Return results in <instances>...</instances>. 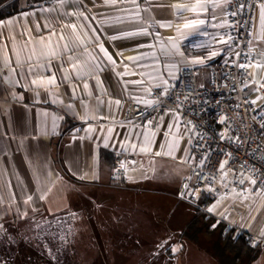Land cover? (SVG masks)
Instances as JSON below:
<instances>
[{
  "label": "crops",
  "instance_id": "1",
  "mask_svg": "<svg viewBox=\"0 0 264 264\" xmlns=\"http://www.w3.org/2000/svg\"><path fill=\"white\" fill-rule=\"evenodd\" d=\"M14 1L20 11L0 20V224L24 212L50 216L72 203L80 210L89 206L91 220L114 226L105 231L109 239L151 242L154 252L168 245L178 257L190 250L184 241L210 235L183 196L192 155L179 114L166 111L145 125L125 116L130 104H149L152 91L168 92L183 68H195L197 81L208 85L210 66L224 60L228 47L227 0L0 5ZM194 20L205 23L184 27ZM140 30L146 34L123 36ZM252 43L264 52L260 7ZM263 79L259 57L246 84L251 88H245L255 101ZM116 156L126 168L118 184L111 181ZM232 200L215 210L222 214ZM257 202L235 218L246 232L264 226V214L255 217Z\"/></svg>",
  "mask_w": 264,
  "mask_h": 264
},
{
  "label": "built area",
  "instance_id": "2",
  "mask_svg": "<svg viewBox=\"0 0 264 264\" xmlns=\"http://www.w3.org/2000/svg\"><path fill=\"white\" fill-rule=\"evenodd\" d=\"M260 3L261 0H227L228 47L224 60L210 66L208 85L197 81L195 68H183L168 92L152 91L149 104L132 103L125 116L131 124L145 125L166 111L179 114L189 132L192 155L183 196L195 207L204 196L227 199L231 192L249 199L264 196V79L256 90L255 104L245 89L251 80L252 66L259 57L264 58V52L252 43ZM232 12L237 14L233 16ZM241 63L249 67L242 69ZM221 163L225 164L223 170ZM125 177V163L116 156L111 181L118 184ZM253 179L255 185L251 183ZM234 207L231 214L238 215L241 209ZM217 221L225 222V219L217 218ZM229 229L244 234L250 246L264 245L261 235L264 226L246 232L226 222L225 230Z\"/></svg>",
  "mask_w": 264,
  "mask_h": 264
},
{
  "label": "trees",
  "instance_id": "3",
  "mask_svg": "<svg viewBox=\"0 0 264 264\" xmlns=\"http://www.w3.org/2000/svg\"><path fill=\"white\" fill-rule=\"evenodd\" d=\"M52 0H28L30 5L39 3H49ZM2 5V4H1ZM0 5V6H1ZM20 11L18 2L14 1L0 7V20L10 17ZM209 202H203L204 206H207ZM73 211L74 208H71ZM89 206L84 209V215L79 222L73 221V224L77 223L81 226V230L78 233H85V240L79 236L70 235L74 229L73 224H60L54 228H45L38 230L34 228V222L31 219L25 220H13L7 222L4 225L6 232H0V264H80L79 257L88 256V260L91 257V250L95 245H91L95 240V237L90 235H98L102 240L103 246H108L110 243V237L106 235L105 231L114 226H106L94 219L90 218ZM67 212V211H66ZM68 213V212H67ZM62 213V214H67ZM60 215V214H59ZM58 216V215H57ZM63 216V215H62ZM206 221L207 228L211 234H215L218 242L222 243V248L219 250L220 256L223 258V263L231 264L233 262L238 263L245 255H256L260 248V244L256 246H250L244 234L238 235L235 230H225L223 225L215 222L214 224H208L210 219H206L203 214H198ZM49 216H45L47 219ZM67 225L71 226L70 231L67 229ZM2 228V229H3ZM1 229V230H2ZM76 229V228H75ZM67 236V237H66ZM74 236V237H73ZM81 240V246L79 254L74 251L75 242ZM74 242V243H72ZM72 243V247L70 246ZM71 247V248H70ZM166 248L169 259L174 257L172 253ZM73 251V252H72ZM85 251V252H83ZM228 254L234 255L232 258H228ZM176 257V256H175ZM111 258V257H108ZM80 261V262H79ZM91 263V260H89Z\"/></svg>",
  "mask_w": 264,
  "mask_h": 264
},
{
  "label": "rangeland",
  "instance_id": "4",
  "mask_svg": "<svg viewBox=\"0 0 264 264\" xmlns=\"http://www.w3.org/2000/svg\"><path fill=\"white\" fill-rule=\"evenodd\" d=\"M245 88H251L250 84L246 85ZM248 92V91H247ZM258 96V94L256 93ZM249 96V95H248ZM250 98V97H249ZM256 99V98H255ZM251 101H253V98H250ZM255 101V100H254ZM236 192H231L227 198L228 199H234L231 203L227 204L224 209L222 210V214L218 213L215 208L217 204H221L224 202V198L218 200V199H210L206 196L202 197L198 200V203L196 204L195 209V215L203 214L206 219H210L207 223L214 224L215 222L219 223L220 225H223L225 227L226 222L228 224L234 223V226H238V222L235 220V218H238L240 215V211L238 215H233L232 210L236 206L237 208L241 209V211H246L248 207L253 206L254 203L257 202L256 199H249L246 195H240ZM262 199H259L257 202V211L255 213V217H261L264 214V196H261ZM209 202L207 206H204L203 202ZM228 201V200H227ZM71 203V202H70ZM70 205V204H69ZM212 205V206H211ZM214 211L209 212V208H213ZM69 209H63L61 212L55 213L47 217L45 219L46 214L34 212L20 215V217L16 220H25V219H31L32 222H34V228L41 230L48 226V228H54L59 226L60 224H73V221L79 222L81 219L78 214H84V209H75L73 211L71 208H73V204L71 203V207H68ZM200 209L204 211H200ZM77 210V211H76ZM68 213H67V212ZM90 212V210H88ZM67 214H62V213ZM78 213V214H76ZM60 214V215H59ZM208 214V215H207ZM58 215V216H57ZM63 215V216H62ZM217 218L225 219V222L217 221ZM82 220V219H81ZM5 223V222H4ZM4 227L3 224H0V229ZM78 230H81V226H78L77 223L73 224V228L71 226L67 225V229L70 231L74 229V232L72 231L70 235L79 236L81 239L85 238V233H78ZM76 228V229H75ZM234 230V229H233ZM6 232V229H2V232ZM236 232V231H235ZM79 234V235H78ZM85 234V235H84ZM73 236V237H74ZM92 237H95L94 244L91 242V245H95L93 249L91 250V257L89 260H91V263L88 260V256L79 257L78 259L81 261L80 264H220L223 263V258L219 254V250L222 248V243L218 242L215 234L210 235H202L201 233L197 236V241H184V243L188 244L190 247V250L184 251L181 256L178 257H172L169 259L168 253L165 252V248L163 250H158L157 252H154L153 250V243L151 242H138L135 241H121V240H110V243L108 246L104 243L102 244V240H100V237L98 235H90ZM174 236V234H172ZM67 237V236H66ZM117 238L118 236H114ZM184 239H187L185 237ZM74 243V242H72ZM70 243V246L72 245ZM73 246V245H72ZM71 246V247H72ZM74 251L76 250L77 254H79V251L81 252L82 249H79L81 246V240L79 239V242H75ZM70 247V248H71ZM73 252V251H72ZM85 252V251H83ZM228 258L233 261V256L231 254H228ZM111 257V258H108ZM231 264H264V247H260L257 251L256 255H245L241 258V260L238 263H231Z\"/></svg>",
  "mask_w": 264,
  "mask_h": 264
},
{
  "label": "snow or ice",
  "instance_id": "5",
  "mask_svg": "<svg viewBox=\"0 0 264 264\" xmlns=\"http://www.w3.org/2000/svg\"><path fill=\"white\" fill-rule=\"evenodd\" d=\"M112 2L113 3H115V0H112ZM237 2H239V0H237ZM260 20H261V22L262 23H264V0H261V3H260ZM241 7H243V5H241ZM193 11H195V8H193L192 9ZM231 15H236L237 13H235V12H232V13H230ZM205 23V21L204 20H198V21H192L191 23H186L185 25H184V27L185 28H189V27H193V26H195V25H197V24H199V25H203ZM221 26H223V25H221ZM72 27L73 28H75V25H72ZM144 34H146V30H140V31H138V32H128V33H124L123 34V36H132V35H144ZM112 40H116L118 37L116 36V35H113V36H111L110 37ZM229 39H231V37H229ZM223 43H227V41H222ZM139 47H143V45H141V46H139ZM99 48H100V51L103 53V56H104V58H106L108 61H109V63H111L113 66L115 65V60H113V58H112V56L108 53V51L103 47V45H99ZM213 57L214 56H216V55H218V53H216V52H213L212 54H211ZM222 55V54H221ZM241 55V53H236V56H240ZM143 57L142 56H140V57H129L128 59H130V60H133V61H135V60H138V59H142ZM203 61H194V63H202ZM239 67L240 68H242V69H244V68H247V67H249V65L248 64H243V63H241V64H239ZM55 82V77H52L51 78V80L49 81V83H54ZM133 83H139L138 81H136V82H133ZM85 87L87 88V85H85ZM165 92H167V89H165ZM116 103L117 104H119V101H116ZM251 103L252 104H255L256 103V101H251ZM221 122H223V118H221ZM149 124H151V121H149ZM169 127H171V126H169ZM89 131H94L93 129H89ZM109 131H111V129H109ZM105 139H107V137L105 138ZM145 141L147 142V143H151V141L150 140H148V138H147V136L145 137ZM148 149L146 148V147H144V148H141V151H147ZM160 153H157V155H159ZM225 163H227V161H225ZM224 166H225V164L224 163H221L220 164V169L221 170H223L224 169ZM122 167H123V165H122ZM244 181L243 180H241L240 181V183L242 184ZM251 183L253 184V185H255L256 184V180L255 179H253V180H251ZM41 199L43 198V197H40ZM32 198L31 197H28V200L30 201ZM27 202V201H26ZM208 211L209 212H212V211H214V207L213 208H209L208 209ZM261 235H264V232H262L261 233ZM173 251H175V249H173Z\"/></svg>",
  "mask_w": 264,
  "mask_h": 264
},
{
  "label": "flooded vegetation",
  "instance_id": "6",
  "mask_svg": "<svg viewBox=\"0 0 264 264\" xmlns=\"http://www.w3.org/2000/svg\"><path fill=\"white\" fill-rule=\"evenodd\" d=\"M0 232H2V230L0 229Z\"/></svg>",
  "mask_w": 264,
  "mask_h": 264
}]
</instances>
